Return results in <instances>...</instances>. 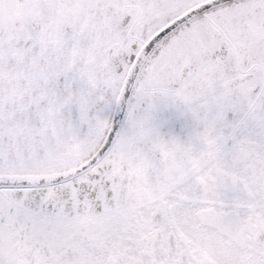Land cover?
I'll list each match as a JSON object with an SVG mask.
<instances>
[{"label":"snow or ice","instance_id":"1","mask_svg":"<svg viewBox=\"0 0 264 264\" xmlns=\"http://www.w3.org/2000/svg\"><path fill=\"white\" fill-rule=\"evenodd\" d=\"M0 264H264V0H0Z\"/></svg>","mask_w":264,"mask_h":264}]
</instances>
